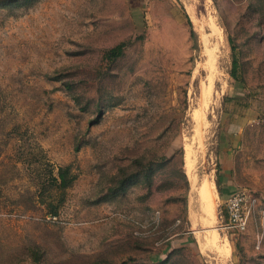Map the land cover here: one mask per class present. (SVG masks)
Masks as SVG:
<instances>
[{
    "label": "rangeland",
    "instance_id": "obj_1",
    "mask_svg": "<svg viewBox=\"0 0 264 264\" xmlns=\"http://www.w3.org/2000/svg\"><path fill=\"white\" fill-rule=\"evenodd\" d=\"M0 264H264V0H0Z\"/></svg>",
    "mask_w": 264,
    "mask_h": 264
},
{
    "label": "bare ground",
    "instance_id": "obj_2",
    "mask_svg": "<svg viewBox=\"0 0 264 264\" xmlns=\"http://www.w3.org/2000/svg\"><path fill=\"white\" fill-rule=\"evenodd\" d=\"M206 58V57H205ZM206 66V65H205ZM201 67V66H200ZM209 67V66H208ZM206 68V67H205ZM209 71V70H208ZM207 71V72H208ZM222 74V73H221ZM208 79V78H207ZM206 79V80H207ZM209 81V80H208ZM211 90V89H210ZM207 92V91H206ZM197 93V92H196ZM204 94V93H202ZM209 98V97H208ZM199 112V111H198ZM202 112V111H201ZM196 113V111H195ZM199 114V113H198ZM195 115V114H194ZM202 115V114H201ZM197 118V117H195ZM202 119V118H201ZM199 123V122H198ZM202 124V123H201ZM184 161H185V167L186 169L190 172L193 173V168L195 166V161H196V153L194 151V147L192 146L191 142H189V145L185 147V156H184ZM195 170V169H194ZM186 171V170H185ZM193 175V174H192ZM213 183L212 181L210 182L207 179H204L200 185L198 186L197 194L199 193L198 197L201 202V208L202 212L204 213V219H203V224H206V226L210 225L211 233L206 235L205 243H201L204 246L207 244H211L212 246L215 247L216 251L222 256L223 258L226 257V255L229 253V247H228V242L227 240L224 241V244L218 243L217 242V237H218V231L213 225L214 221V197H215V192L213 189ZM195 209V208H194ZM193 220V219H192ZM205 226V227H206ZM207 226V227H208ZM213 226V227H212ZM204 227V228H205ZM206 227V228H207ZM209 231V230H208ZM204 232V230H203ZM207 232V231H206ZM204 234V233H203ZM226 236V235H225ZM198 237V236H197ZM220 237V236H219ZM199 238V237H198ZM225 239V238H224ZM221 240V239H220ZM218 243V244H217ZM207 247V246H206ZM211 249V247L209 248ZM226 260V258H225Z\"/></svg>",
    "mask_w": 264,
    "mask_h": 264
},
{
    "label": "built area",
    "instance_id": "obj_3",
    "mask_svg": "<svg viewBox=\"0 0 264 264\" xmlns=\"http://www.w3.org/2000/svg\"><path fill=\"white\" fill-rule=\"evenodd\" d=\"M247 193L244 190L234 191L226 199V212L228 220L226 228L232 232H241L248 225V212L246 210Z\"/></svg>",
    "mask_w": 264,
    "mask_h": 264
},
{
    "label": "crops",
    "instance_id": "obj_4",
    "mask_svg": "<svg viewBox=\"0 0 264 264\" xmlns=\"http://www.w3.org/2000/svg\"><path fill=\"white\" fill-rule=\"evenodd\" d=\"M233 120H234V116H230L228 122L229 124H231V127L234 126ZM233 143L234 144H230V147L228 146L223 147V151L222 153H220V156L222 157L221 163L223 165V170L225 171V173L221 174L220 180H221V188L223 189L222 193L225 198H228L235 191L233 189V186H231L230 177L228 173L234 169L233 167L235 164V158H234V153L236 148L235 140H233Z\"/></svg>",
    "mask_w": 264,
    "mask_h": 264
},
{
    "label": "trees",
    "instance_id": "obj_5",
    "mask_svg": "<svg viewBox=\"0 0 264 264\" xmlns=\"http://www.w3.org/2000/svg\"><path fill=\"white\" fill-rule=\"evenodd\" d=\"M120 52H121V47H115V48H112L110 49L108 52H107V57L109 59H114L115 57H118L120 55ZM231 75L237 79V75H236V60H234V69L232 70L231 72ZM67 173H69V170L67 167L63 168V167H60L59 168V171H58V176L56 178V180H58L59 182V186L61 187H68L72 181L74 180V177L71 176L70 178H66V175ZM55 214L57 213V207L55 208Z\"/></svg>",
    "mask_w": 264,
    "mask_h": 264
}]
</instances>
